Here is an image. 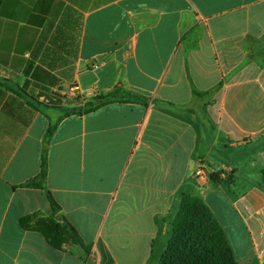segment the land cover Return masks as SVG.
Returning <instances> with one entry per match:
<instances>
[{
    "label": "crops",
    "instance_id": "0c3cea01",
    "mask_svg": "<svg viewBox=\"0 0 264 264\" xmlns=\"http://www.w3.org/2000/svg\"><path fill=\"white\" fill-rule=\"evenodd\" d=\"M116 90L147 102L54 103ZM45 155V190L21 187ZM262 170L264 0H0V264H159L184 194L238 263L264 264ZM37 213L31 225L69 224L90 254L23 228Z\"/></svg>",
    "mask_w": 264,
    "mask_h": 264
},
{
    "label": "trees",
    "instance_id": "16d2710c",
    "mask_svg": "<svg viewBox=\"0 0 264 264\" xmlns=\"http://www.w3.org/2000/svg\"><path fill=\"white\" fill-rule=\"evenodd\" d=\"M205 94L195 92L196 97H203ZM59 98L54 103L57 105L65 104L68 106H81L83 103L74 98ZM123 102L146 103L147 99L131 93L127 90H116L108 94L96 96L94 100L87 101L84 110L81 113H90L107 104ZM53 103V102H51ZM41 104V103H40ZM42 105L47 106L46 103ZM82 107V106H81ZM74 109L67 110L65 115L74 114ZM57 124L51 125L48 136H51ZM48 174L47 157L43 158L42 171L38 177L22 184L23 188L45 190V180ZM221 173L214 174L210 180L219 185L222 183ZM262 183L264 184V170L261 172ZM231 184V182H230ZM48 200L54 212L60 211V206L55 202L50 192H47ZM37 213L22 220L23 228H28L40 233L48 244L55 249L61 250L66 243H72L82 247L87 255L91 248L86 246L83 239L77 231L69 224L42 226L40 223L31 225L34 220L40 217ZM159 264H240L235 260L233 250L229 244L228 238L215 218L214 214L204 203L196 196L184 194L181 199L179 210L174 217L170 238L167 242L165 252L160 258Z\"/></svg>",
    "mask_w": 264,
    "mask_h": 264
},
{
    "label": "rangeland",
    "instance_id": "374dc122",
    "mask_svg": "<svg viewBox=\"0 0 264 264\" xmlns=\"http://www.w3.org/2000/svg\"><path fill=\"white\" fill-rule=\"evenodd\" d=\"M80 102L83 103V101H81V99H80ZM83 105H84V103L81 105L82 107H78V108L74 109V113H81L82 110L85 109ZM200 121H201V124H206L205 119L202 118V120H201V118H200ZM200 170H201V168H200ZM203 171H204L203 176H197L199 179H206L207 180L208 178L210 179V177L212 175L217 174V173H221L220 178L222 179V183L230 184V182L231 183L233 182L232 179L234 178V175H233L232 171L220 170L218 172H215V173L212 172L209 174L208 171L206 172V169L204 167H203ZM239 177H240V183H239V185H240L239 190L240 191L243 190L242 188L246 185V183L256 182L255 178H252V174L249 175L250 179L245 178L241 175ZM178 209H179V206H178ZM176 214H174V215L171 214V215L166 216L164 218L165 223L162 224V229H161L159 237L161 238L162 247H164L165 249H166L167 242H168L170 235H171L172 223H173V220H174V217ZM46 220H47V226L57 225L54 218H47ZM164 233H165V235H164ZM232 238H234L233 235H232ZM238 240L239 239H237L236 241H238ZM165 249L162 251V254L165 252Z\"/></svg>",
    "mask_w": 264,
    "mask_h": 264
},
{
    "label": "built area",
    "instance_id": "2783aa9c",
    "mask_svg": "<svg viewBox=\"0 0 264 264\" xmlns=\"http://www.w3.org/2000/svg\"><path fill=\"white\" fill-rule=\"evenodd\" d=\"M204 174V171H203V168H201V170L199 169L196 173H195V176H203Z\"/></svg>",
    "mask_w": 264,
    "mask_h": 264
}]
</instances>
